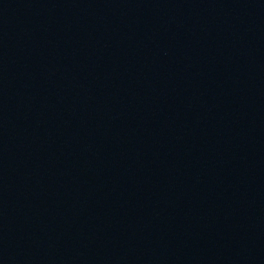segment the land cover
Returning <instances> with one entry per match:
<instances>
[{
	"label": "water",
	"instance_id": "water-1",
	"mask_svg": "<svg viewBox=\"0 0 264 264\" xmlns=\"http://www.w3.org/2000/svg\"><path fill=\"white\" fill-rule=\"evenodd\" d=\"M0 264H264V0H0Z\"/></svg>",
	"mask_w": 264,
	"mask_h": 264
}]
</instances>
